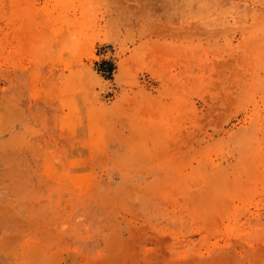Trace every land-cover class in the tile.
Listing matches in <instances>:
<instances>
[{
    "label": "rangeland",
    "instance_id": "1",
    "mask_svg": "<svg viewBox=\"0 0 264 264\" xmlns=\"http://www.w3.org/2000/svg\"><path fill=\"white\" fill-rule=\"evenodd\" d=\"M0 264H264V0H0Z\"/></svg>",
    "mask_w": 264,
    "mask_h": 264
}]
</instances>
